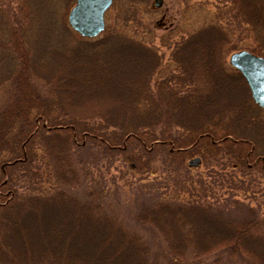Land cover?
Segmentation results:
<instances>
[{"label":"trees","instance_id":"trees-1","mask_svg":"<svg viewBox=\"0 0 264 264\" xmlns=\"http://www.w3.org/2000/svg\"><path fill=\"white\" fill-rule=\"evenodd\" d=\"M112 3L114 22L105 26V35L73 36L61 46L47 43L39 56L38 50H16L10 35L0 36V88L11 80L16 92L0 100V214L1 220L10 224L7 231L11 237L5 241L8 250L12 246L5 258L7 264H21L31 250L42 255L43 264H48L43 256L49 251L55 264H264L261 205L239 200L231 189L222 188V195L214 193L213 187L221 185L218 176L207 181L208 185L202 180L199 188L204 187L198 193L187 188L190 196L184 199L170 198L160 190L167 184V175L161 179L163 184L149 181L154 186L146 188L147 194H119V211L106 204L101 194L91 195V201L84 202L76 213L65 208L66 220L57 221L52 231L45 217L41 232L32 230L35 226L29 222H21L22 214H29L33 204L64 203L71 194L57 191L47 197L41 189L19 197L15 185L8 182L16 168L23 167L30 152L29 141L36 135L51 144L57 176L67 183H76L75 168H86L85 158L93 153L94 162L101 157H120L125 169L136 173L149 172L152 161L161 155L168 172L175 173L181 183L187 182L180 188L192 186L184 161L196 144L208 147L207 157L201 153L204 163L206 158H214V164L219 165L220 153H230L235 164L224 163L234 170L230 172L236 179L249 177L246 188L255 180L254 170L264 173V145L259 136L264 112L251 101L240 73L232 67L226 70L216 54L229 41L227 28L209 22L188 34L173 53L182 66L172 78L175 82L165 79L152 84L147 79L157 65L156 52L124 31L137 19L141 6L136 0ZM240 4L243 12H250L247 16L241 13L246 16L243 21L264 44V20L257 17L264 14V3L255 0ZM145 7L148 10L149 4ZM25 22L27 26L28 18ZM22 37L25 45L28 40ZM249 50L264 57V49ZM126 55L135 63L131 80L119 82L123 88L112 103L96 102L116 86ZM199 65L206 74L199 72ZM218 84L228 86L229 93L216 97ZM78 87L89 105L81 103L76 112L68 93ZM174 127L182 132L175 134ZM90 143L98 147L96 151H89ZM5 152L17 154V158L4 159ZM249 160L254 161L252 167ZM233 185L227 183L225 187ZM27 226L32 236L40 237L29 239L31 250L23 233ZM199 256V261L193 262Z\"/></svg>","mask_w":264,"mask_h":264},{"label":"rangeland","instance_id":"rangeland-1","mask_svg":"<svg viewBox=\"0 0 264 264\" xmlns=\"http://www.w3.org/2000/svg\"><path fill=\"white\" fill-rule=\"evenodd\" d=\"M136 1H138L141 6V11L136 16L137 19L130 21L126 28H124V31H127L129 35L131 34L133 37L144 41L147 46L151 47L153 51L156 52L155 55L158 60L156 59L155 62L157 65L155 69L152 67V76H148L147 79L152 84L156 81H165L166 78L168 79L167 75L169 73L174 74L177 72L175 64L171 62L173 61V53L176 51V47L188 34L196 31L199 27L209 22H219L228 30L229 41L222 46L221 51H219V49L216 51V54H219V63L222 64L226 70H229L231 67L228 63V59L232 51L238 50V48H247L248 50L253 48L264 49V44L260 42V38L257 36L255 37L252 34L255 31H250V25L245 24L242 19L249 15L250 12H243L240 8V3L246 4L255 0H161V5L158 7L154 4L155 0ZM74 2L75 0H0V36L2 34L10 35L13 39L14 48L16 50L21 48L29 49L33 52L34 50H38V56L44 51L43 45H46L47 43L51 46H61L68 40L74 39L73 36L80 38V36L76 35L77 33L72 29L70 31L68 30L69 32L66 31L67 13L73 6ZM258 2L264 3V0H258ZM147 3L149 4L148 10L145 7ZM114 13L115 9L112 7L104 13L105 26L113 25ZM241 13H244L243 15L246 16L241 15ZM257 15V17L262 18L261 20H264V14L262 15L259 13ZM27 18L28 24L25 26ZM262 27V33H264V26ZM105 34L106 29H104L97 37H102ZM22 36H25L28 40V43H25V45L24 43H21L22 39L25 41V38ZM130 58L133 59L132 57ZM127 59H129L127 55L123 56V67L119 74L121 76L117 77L114 89L105 91L106 98L100 96L96 102H101L102 100V102L105 103H112V98L119 93V89L121 88V80L123 79L124 83L126 80L127 83L131 80L130 72L133 71L135 63L133 60L129 59L128 61ZM10 68L8 70H10ZM200 70L203 71L201 65H199V72ZM203 74L206 73L204 72ZM124 78L126 79L124 80ZM11 82L12 81L10 80L1 85L0 100L4 101L10 96L12 97L16 94L14 91L15 89L12 90L13 87ZM171 82L175 81L171 79ZM34 84L40 85L35 82ZM217 87L216 97L223 92L229 93L228 86L218 84ZM82 93H84V91L80 87L76 88V90L71 89L68 93L69 101L74 105L73 110H75L76 107L77 110L78 105L83 102L86 103L85 106L89 105H87L84 95H81ZM49 94H51V90H49ZM95 104L98 103H94V105ZM98 108V106L95 107V109ZM173 131H176L175 134L182 132L178 127H174ZM259 136H261L264 145V128ZM192 139L190 142H192ZM196 145L197 146L191 147V149L194 148L193 154L186 158L184 161L185 165L188 159H191L193 156H201L202 152L203 155L207 157L206 154L208 147L203 148L204 146H201L200 144ZM205 145H207V143H205ZM88 148H90L89 151H96L98 147L95 144H91ZM49 149H51V144L42 135H36L31 141H29L30 152L23 167H20V169L16 168L8 180V182L15 185L19 197L22 194H37L41 189H43L44 196L47 197L51 195L54 196L59 191H69L71 193L68 194L70 195L69 200L65 199L67 201H63L64 203L61 201H51L41 204H33L32 207L28 208L30 212L29 214H22L21 222H29L36 227L32 230L37 229V232H41L43 229L42 218L45 217V219H48L49 230L52 231L57 224V221L66 220L67 210L76 213L84 202L91 201V195L99 196L101 194L103 200L107 201L106 204L109 203L114 210L119 211V194L126 197L129 193L139 197L140 191L146 192L147 194L148 189H153V182L160 180L159 183L163 184L161 179L166 175L167 177L165 180H167V186L164 184L163 188L160 190H165L170 198H189L190 194L187 193V188L194 194L198 193L199 190L204 187L202 186L199 188V183L202 180L208 185L207 181H211L214 177L218 176L221 185H215L213 187L214 190L212 191H214V193L218 192L222 195L223 189H231L233 190V193H237L239 200H249L253 205H261V211L264 213V173L258 171L255 172V170L253 171L251 168L255 180L250 187L246 188L249 177L243 175V180L236 179L234 173L230 172L234 170L225 165L226 162L229 163L230 161H233L235 164L230 153H220L221 155H219L218 159L219 165L214 164V158L211 160L206 158L205 163L202 160L198 166L192 168L188 167L189 170L185 174L190 176V179L194 184H191L192 186L180 188V185L183 184L184 180L182 179L183 182L181 183L175 173L168 172L166 168L167 166L163 163L161 155L156 161H154V163L152 161L149 172L142 170L140 171L141 173H136L126 170L120 157H101L99 162H94V159L91 158L93 153H91V157L87 155L85 158L88 162L86 164L87 166H85L86 168H75V174L78 176L76 183H67V181H63L62 178L60 179V177L57 176L59 170L57 171L52 161L53 158L51 157ZM135 155H133V159L137 158ZM2 157L4 159L7 158L12 160L13 158H17V154L5 152ZM144 161L145 158L142 157L141 162L143 163ZM233 163L232 165H234ZM251 163H254V161L249 160V167L251 166ZM148 183L150 184L146 185V187L145 184ZM184 183L187 184V182ZM227 183H232L234 185L232 187H225ZM150 185L153 186L149 188ZM89 189L92 191L91 194L88 193ZM244 189L247 190L245 191ZM72 194H74V196H72ZM224 194L226 195V192ZM19 204H21V200H19ZM10 212V210L7 211L9 215ZM1 219H3L2 215L0 216V264H7V252L9 251L10 253L12 248L11 246L10 250H8L5 241L8 237H11L10 230L7 228L10 224L8 221L5 222ZM30 229V226L23 229L24 235H27L25 236V239L27 240L28 250H31L32 248L28 243L29 239L36 240V238H40L39 236H32ZM28 231L30 234L26 233ZM81 238L82 240L84 239L83 237ZM43 258L48 264H55L51 259V251L45 253V257L43 256ZM199 258H201V256H199L198 259H194L193 262L199 261ZM36 259H39V261ZM41 259L42 255L40 253H35V251L31 250L30 254L21 260V264H43L40 262ZM122 259L124 260L126 257H123ZM114 263L116 264L115 261Z\"/></svg>","mask_w":264,"mask_h":264},{"label":"water","instance_id":"water-1","mask_svg":"<svg viewBox=\"0 0 264 264\" xmlns=\"http://www.w3.org/2000/svg\"><path fill=\"white\" fill-rule=\"evenodd\" d=\"M112 0H75L68 12L69 26L83 37H94L104 28V13ZM161 0H156V3ZM228 63L245 80L253 102L264 110V58L247 50L234 51ZM200 163L199 157L189 159L188 166Z\"/></svg>","mask_w":264,"mask_h":264},{"label":"flooded vegetation","instance_id":"flooded-vegetation-1","mask_svg":"<svg viewBox=\"0 0 264 264\" xmlns=\"http://www.w3.org/2000/svg\"><path fill=\"white\" fill-rule=\"evenodd\" d=\"M154 4H155V6H160L161 5V3L159 2H155L154 1ZM173 59V61H171L173 64H175V66H176V68H177V72H178V68H181L182 66H180L176 61H175V59L174 58H172ZM171 65V64H170ZM177 72H175L174 74H172V73H169L168 75H167V77H168V80L171 82V79L173 78V76H176V74H177ZM167 79V78H166ZM173 80V79H172ZM199 159H200V162H202V156H199Z\"/></svg>","mask_w":264,"mask_h":264}]
</instances>
